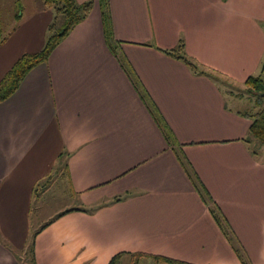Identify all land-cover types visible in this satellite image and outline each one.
<instances>
[{
  "label": "crops",
  "instance_id": "obj_1",
  "mask_svg": "<svg viewBox=\"0 0 264 264\" xmlns=\"http://www.w3.org/2000/svg\"><path fill=\"white\" fill-rule=\"evenodd\" d=\"M93 1L0 102V264H29L27 251L30 264H109L121 253L244 264L236 246L248 264H264V155L249 143L255 113L229 105L219 81L264 72V0H110L118 55ZM18 6L0 45V82L45 47L55 18L41 0ZM181 41L220 77L164 51ZM59 189L70 197L65 209L35 224L34 214L49 213L37 205Z\"/></svg>",
  "mask_w": 264,
  "mask_h": 264
},
{
  "label": "trees",
  "instance_id": "obj_2",
  "mask_svg": "<svg viewBox=\"0 0 264 264\" xmlns=\"http://www.w3.org/2000/svg\"><path fill=\"white\" fill-rule=\"evenodd\" d=\"M101 5L102 17L105 28V37L107 44L113 54L118 55V48L114 37L113 31V23L110 12V0H99ZM41 3L44 8H52L55 12V18L52 24L49 27V35L47 37V41L45 47L36 53H26L24 54L13 66L12 69L8 71L5 77L0 82V102L8 99L11 95H13L16 90L19 88L21 82L25 78V76L36 66L45 63L48 61L51 53L54 49L61 43V41L86 17L89 15L91 9L93 8L94 1L88 0L83 3L77 2V0H41ZM20 17V11L17 14V19ZM10 33H5L2 22V14L0 10V45L4 44L8 38ZM168 55L177 58L183 62H185L189 68L196 74H204L208 75L211 78H219V73L212 69L202 68L197 62L191 59L186 51L184 42L181 43L170 50H164ZM126 69L131 73L130 67L125 64ZM264 70V64H263ZM246 84H248L251 88V92L258 91V95L264 92V76L251 75L247 78ZM260 91V92H259ZM257 94V93H256ZM151 108L154 112H157L156 106L153 101L147 98ZM254 118V121L250 127V138H257L260 144H264V107L255 114L250 115ZM163 120V119H162ZM161 120V117L157 116V121L162 126L165 134L170 137V130L168 126ZM203 187V186H202ZM197 188V191L200 193L203 200L206 202V189ZM215 220L219 224V226L224 230L225 234L229 237V239L233 240V236H231L232 231L228 228L227 224H225V220L221 217L220 214L216 213L215 210H211ZM230 235V236H229ZM237 254L241 257L244 264H248L246 259L244 258L242 251L237 246L235 247ZM137 257L145 256V254H135ZM154 258L161 262H168L171 264H192L186 261L177 260L165 256L153 255ZM118 256H115L109 264H116Z\"/></svg>",
  "mask_w": 264,
  "mask_h": 264
},
{
  "label": "rangeland",
  "instance_id": "obj_3",
  "mask_svg": "<svg viewBox=\"0 0 264 264\" xmlns=\"http://www.w3.org/2000/svg\"><path fill=\"white\" fill-rule=\"evenodd\" d=\"M0 3H1L0 10L2 14V22H3L4 31L5 33H11L17 22V14L20 11L19 6H18L19 0H0ZM26 3H28V0H26ZM26 6H27L26 8H28L27 4ZM261 74L262 76H264V72L256 73L254 74V76H258ZM220 80H222L220 86L225 90L226 92L225 94L227 98L229 99L228 103L232 107L239 109L241 111H244V112H248V113H257L264 107V97H260L258 95V91L251 92L250 90L251 87L248 84L243 83V82L242 83L235 82V81L233 82V81L227 80L224 77H222V79H219V81ZM230 91H232L234 94V96H232V99H231ZM249 143L253 145V147L255 148V152H258V155L260 156L264 155V144H260L256 137L253 138L252 140L250 139ZM59 179L60 178H58L57 174L52 176V181H54L53 183H58ZM58 191L59 193H55L56 191H54L55 195L50 197L52 199V201L50 202V205H46L44 206V208L42 204L37 205L41 209V212L49 211V213L41 214L39 211V213H37L36 215L34 214L33 220L35 224L37 223L40 224L45 218L52 216V214L53 216H56L58 215L59 211L62 210V208L65 209L66 207L65 205L67 204H65L64 201L65 200L67 201L68 199H70V197L67 194H64L63 191H61L60 193V189ZM60 194H64V195H60ZM37 217H41L40 220H37ZM119 255L120 256L117 258L116 264H171L168 262H161L154 257L153 258L152 257L149 258V256L137 257L133 253H121ZM24 257H25V260L30 264L31 254L29 253V251H27V253L24 254Z\"/></svg>",
  "mask_w": 264,
  "mask_h": 264
},
{
  "label": "water",
  "instance_id": "obj_4",
  "mask_svg": "<svg viewBox=\"0 0 264 264\" xmlns=\"http://www.w3.org/2000/svg\"><path fill=\"white\" fill-rule=\"evenodd\" d=\"M261 96L264 97V92L261 93Z\"/></svg>",
  "mask_w": 264,
  "mask_h": 264
}]
</instances>
